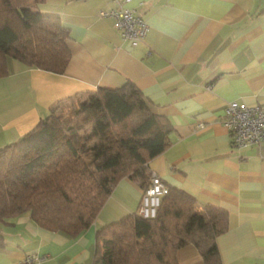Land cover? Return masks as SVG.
I'll return each instance as SVG.
<instances>
[{
    "label": "crops",
    "instance_id": "obj_1",
    "mask_svg": "<svg viewBox=\"0 0 264 264\" xmlns=\"http://www.w3.org/2000/svg\"><path fill=\"white\" fill-rule=\"evenodd\" d=\"M129 8L147 26L142 41L121 37L101 11ZM29 11L56 15L70 58L62 73L5 61L0 76V147L15 142L57 100L85 98L129 81L169 128L165 149L147 163L168 188L227 214L216 237L222 264H264V139L231 144L223 125L229 102L264 108V0H33ZM144 178L124 176L94 222L77 236L47 230L28 213L0 222V264L26 255L41 264H92L96 231L137 212ZM179 264H203L192 243Z\"/></svg>",
    "mask_w": 264,
    "mask_h": 264
},
{
    "label": "trees",
    "instance_id": "obj_2",
    "mask_svg": "<svg viewBox=\"0 0 264 264\" xmlns=\"http://www.w3.org/2000/svg\"><path fill=\"white\" fill-rule=\"evenodd\" d=\"M32 2L0 0V76L8 57L55 73L69 61L67 30L56 15L29 11ZM67 101L51 104L32 129L0 147V222L28 213L42 228L77 236L119 179L148 180L147 163L167 145V124L129 81L76 99L65 121ZM193 205L189 194L169 188L154 217L135 212L100 227L92 264H179L176 251L185 243L196 246L203 264H222L216 237L227 214L212 205L195 212Z\"/></svg>",
    "mask_w": 264,
    "mask_h": 264
},
{
    "label": "built area",
    "instance_id": "obj_3",
    "mask_svg": "<svg viewBox=\"0 0 264 264\" xmlns=\"http://www.w3.org/2000/svg\"><path fill=\"white\" fill-rule=\"evenodd\" d=\"M100 15L113 17L114 27L119 29L123 39L130 40L133 44L142 41L147 26L133 10L121 7L117 10L101 11ZM222 123L228 129L231 144L235 147H245L264 139V108L261 106L229 102ZM168 189L157 174L150 173L147 184L143 187L137 213L143 218L154 217L161 198L168 193ZM19 264H41V259L26 255Z\"/></svg>",
    "mask_w": 264,
    "mask_h": 264
},
{
    "label": "rangeland",
    "instance_id": "obj_4",
    "mask_svg": "<svg viewBox=\"0 0 264 264\" xmlns=\"http://www.w3.org/2000/svg\"><path fill=\"white\" fill-rule=\"evenodd\" d=\"M77 102L78 101H76V99L67 101V105L64 107V109H62L63 111L60 113V115L64 117L65 121H68L72 117L74 109L77 106Z\"/></svg>",
    "mask_w": 264,
    "mask_h": 264
}]
</instances>
